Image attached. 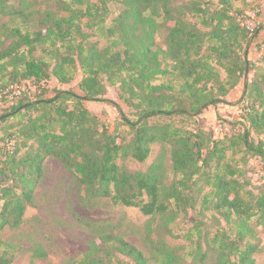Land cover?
Masks as SVG:
<instances>
[{
	"label": "trees",
	"instance_id": "obj_1",
	"mask_svg": "<svg viewBox=\"0 0 264 264\" xmlns=\"http://www.w3.org/2000/svg\"><path fill=\"white\" fill-rule=\"evenodd\" d=\"M56 1L54 10L41 12L36 8L39 0H0V15L19 19L25 28L4 29L0 37V94L26 80L38 91L34 100L23 97L0 118L40 111L1 139L0 231L21 223L41 177L43 159L51 155L74 175L87 207L108 198L138 207L144 215L169 214L171 221L195 206L202 181L208 187L202 194V203L209 204L206 210L214 208L237 231L231 238L224 229L208 230L205 248L198 241L188 255L200 264H255L257 244L249 237L252 219L264 222V174L262 182L251 187L241 165L251 157L264 160V47L260 66L245 84L241 103L246 104L240 119L218 121L228 124L230 133L214 138L199 119L205 107L225 102L248 67L245 47L251 30L242 21L244 13L233 8V0H189L177 12L170 0H119L123 8L106 28L113 41L99 48L90 39L94 31H83L82 25H101L108 14L107 0ZM161 14L173 22L165 50L155 46L153 39ZM30 20L35 22L29 25ZM36 45H46L42 49L51 58L35 57ZM165 59L177 75L175 84L157 82L169 72ZM78 69L81 94L53 88L49 95L50 90L41 85L52 77L59 85L69 83ZM105 83L118 84L119 98L133 110L132 117L120 112L122 124L130 129L128 139L109 132L84 104L102 100ZM176 115H187L191 121L186 125L170 119L147 122L154 116ZM251 133L261 138L254 139ZM156 141L170 148L173 178L168 185L161 181V162L146 170H129L117 161L131 156L143 162ZM236 154L241 159H235ZM193 224L185 234L192 244L195 231L197 240L202 236L200 226ZM95 226L88 250L66 264H114L116 254L127 257L128 264H147L139 249L120 234L106 231L110 224ZM0 247V264H10L11 246L0 240ZM154 249L161 254L162 264L184 263L179 247L160 242ZM35 254L45 256L41 250Z\"/></svg>",
	"mask_w": 264,
	"mask_h": 264
},
{
	"label": "rangeland",
	"instance_id": "obj_2",
	"mask_svg": "<svg viewBox=\"0 0 264 264\" xmlns=\"http://www.w3.org/2000/svg\"><path fill=\"white\" fill-rule=\"evenodd\" d=\"M40 4L36 7L41 12L46 9L54 10L56 0H39ZM97 2L98 0H89ZM189 0H170V4L177 12L178 9L184 7ZM108 14L104 22L98 27L89 28L82 25L83 31H94L91 40L97 41L99 48L110 45L113 41V36L108 37L106 28L112 23V20L120 13L123 5L119 0H107ZM233 8L240 10L243 14L242 21L251 30V39L245 47L246 56L248 59V67L241 77L237 87H235L224 99L225 102L218 103L225 110H220L231 120H227L222 115L211 111L210 113L204 108L200 114V122L205 127L206 131L211 136H215V129L219 124V120L237 121L243 112V104L241 103L242 96L245 93V84L249 82L256 69L260 66L259 58L264 47V0H233ZM42 21L45 16L42 15ZM157 21L159 26L153 35L154 45L161 49H166V37L168 27L172 25V20L164 18V14L158 16ZM203 30L195 17L191 18ZM35 20H30L29 25ZM85 22V19H82ZM21 27L19 19L7 18L0 15V37L3 35L4 29L11 27ZM33 30V26L28 27ZM34 50L35 57L43 59L51 58L45 54L46 50L42 47L46 45H36ZM61 53H64L65 48L61 43H58ZM75 57V56H74ZM167 64L169 72L161 76L157 82L173 84L177 83V75L171 70V62L168 59L163 61ZM81 79V72L78 69L75 72L73 80L69 83L59 85L54 77L46 83L49 95L53 93V88L70 89L78 94H81L78 83ZM45 86V87H46ZM28 89V85H25ZM106 91L103 94L102 100H86L85 106L95 115L100 117V121L107 130L115 135H120L128 139L130 137V129L122 124L121 111L128 117H132L131 110L119 98L120 90L118 84L108 85L105 83ZM51 93V94H50ZM222 104V105H221ZM211 106H217L211 105ZM208 107V106H207ZM38 110L22 112V115L13 117L8 120L0 118V142L4 135L15 131L20 125L24 124L27 116L39 115ZM167 119L178 125H186L191 119L187 115H176L170 118L166 116H154L149 118L147 122L158 123L164 122ZM213 121L214 123H212ZM244 124V123H243ZM242 126V125H240ZM254 139L261 138V135L251 133ZM235 159L239 160L240 155L236 154ZM118 163L125 166L129 170H146L152 163H160L161 181L163 185H168L173 178L170 148L167 144L156 141L150 145V152L143 162H138L131 156H122L118 158ZM241 167L246 171L251 187L259 185L262 182L264 174V160L259 157L247 158V162ZM203 182L200 181L197 185L198 190H201L197 202L192 209H189L186 215L178 214L170 220L169 214L156 213L153 215H144L138 207L124 206L119 203H113L108 198H102L100 201L87 207L82 204L81 196L82 189L74 175L66 170L61 162L55 157L48 155L42 162V174L36 184L33 192V199L24 211L21 223L15 228L4 227L0 231V240L9 244V254H14V259L10 264H66L70 259H79L83 253L89 248L90 241L94 238L96 231L93 227L96 224H110L106 231L120 234L124 240L139 249L147 258V264H162L161 254L154 249V244L165 242L171 247H179L178 252L183 253V264H200L194 261L192 256L188 255L190 248L196 242L205 248V234L209 231L214 232L215 229H224L229 237H234L236 228L231 223H226L222 216L214 209L209 207V204L202 203V194L208 191V187L201 188ZM171 206V204H170ZM169 206V207H170ZM193 223L200 226L202 236L198 237L195 234L194 243H190L185 238L188 230H191ZM253 228V236L249 239L257 244V248L253 253L255 264H264V222H258L257 218L251 221ZM195 247V246H194ZM2 249V247H0ZM44 252L45 256H37L36 252ZM117 260H113L114 264H128L129 259L121 254H116Z\"/></svg>",
	"mask_w": 264,
	"mask_h": 264
},
{
	"label": "built area",
	"instance_id": "obj_3",
	"mask_svg": "<svg viewBox=\"0 0 264 264\" xmlns=\"http://www.w3.org/2000/svg\"><path fill=\"white\" fill-rule=\"evenodd\" d=\"M50 81H43L41 85L43 87L46 86V83ZM28 85V89L25 88V85ZM47 88V86L45 87ZM36 93L38 91L36 90V86L32 85L29 81H24L21 85H14L9 87L8 89L4 90L0 94V114L9 109L10 107L16 105L19 100H21L23 97H28L31 100H34L36 98ZM246 104V102L242 103ZM217 125V127H214L215 129V136L213 135L214 138L222 137L224 134L230 133V127L226 123H220ZM11 143L9 142V148H11Z\"/></svg>",
	"mask_w": 264,
	"mask_h": 264
},
{
	"label": "crops",
	"instance_id": "obj_4",
	"mask_svg": "<svg viewBox=\"0 0 264 264\" xmlns=\"http://www.w3.org/2000/svg\"><path fill=\"white\" fill-rule=\"evenodd\" d=\"M63 86L64 85H62L61 87L63 88ZM237 87V86H236ZM227 97V96H226ZM222 105V104H221ZM207 108H208V112L210 113L211 111H213L214 112V115H216V114H219V115H222V117H224L225 119H227V120H231L230 119V117L229 116H226V115H224L223 113H221V111L220 110H225V109H223V108H221L220 107V104H217V106H208V107H206V111H207ZM202 116H203V114H202ZM212 123H214L213 121H211Z\"/></svg>",
	"mask_w": 264,
	"mask_h": 264
}]
</instances>
